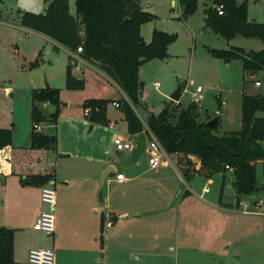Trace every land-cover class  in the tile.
Segmentation results:
<instances>
[{"label": "crops", "instance_id": "crops-1", "mask_svg": "<svg viewBox=\"0 0 264 264\" xmlns=\"http://www.w3.org/2000/svg\"><path fill=\"white\" fill-rule=\"evenodd\" d=\"M47 1L44 11H40L41 14L46 11ZM69 1L71 12L75 15V0ZM142 8L144 9L143 5ZM188 20L187 24H189ZM0 24L6 27L11 26ZM20 24L16 27L36 37L39 41L52 43L57 54L65 52L64 64L66 68L72 56L75 60V62L72 61L74 64L73 74L77 78L84 79L83 75L88 72L94 75L97 78L96 81L101 85V77L108 81L109 97L88 98L87 100L110 101L107 108L110 125L92 124L87 117L82 115L81 111L71 112L67 109L69 104L62 103L56 128L57 150H33L31 149L32 92L36 89L46 88L42 83L43 80L39 83L41 84L39 87H31L38 81L37 77L33 80V69L29 68L31 63L36 60L17 71L19 75H27L30 80L27 122L21 121V111L17 104L20 95H17L16 90L10 85L1 88L5 94L0 97V128L13 129L14 139L12 146L0 150V198L2 200L0 227L16 231L15 257L19 241L17 231L36 233L33 228L34 224L44 210L41 201V187L23 184L27 177L36 175H52L53 181L46 185L53 186L54 184L56 195L58 185H60V195H57L56 232L54 236L49 237L53 240L54 247L52 249L54 250L57 238L60 240L62 236L68 237L74 247L80 251H88L95 260L99 259L104 251L108 254L111 253V248H115L113 252L117 255L124 257L132 254L133 258H135V254L132 252H137L135 250H142L146 256H150L156 248L163 246L172 248L175 246L177 249L182 247L186 251L196 250L198 243L196 231H198L197 225L200 217L196 213L202 208L204 209L205 205L212 209L232 212L233 204L226 203L224 198L226 186L231 178L234 186V176L230 172L227 173L224 185L220 174L209 179L217 177L220 181L219 194L214 202L206 200V195L212 192L208 186H204L202 193H197L192 188L191 183L204 176H196L191 182H187L183 178L177 165L180 159L179 155H170L172 163H165L157 169H152L145 149L136 162L118 167L122 160H132L133 152L117 151L114 145V140L117 137L132 141L135 146L139 140H144L147 144L149 142L147 129L139 135L129 134L121 107L114 105L117 103L121 106L122 101L127 100L124 92L107 74L97 66L85 61L80 54H73L68 48L42 34L24 28ZM143 27L144 25L141 28V34H143ZM243 49L247 52L253 51ZM41 57L39 67L46 64L43 56ZM231 64L228 63L226 66L230 67ZM27 69L30 72H27ZM255 77L252 76L251 79ZM49 79L51 80L50 77ZM50 80L48 82L51 88L63 89L60 85H52ZM141 82L143 81L141 80ZM3 97L6 98V103ZM142 102V111L145 114V117L141 116L142 118H147L151 113L155 114L146 102L145 91H143ZM179 103L181 104L180 101ZM111 104L114 111L111 110ZM199 106L202 108L201 105ZM41 110L44 115L49 116L55 111V107L44 103L41 104ZM219 117L221 125H224L222 115ZM23 125L25 126L23 140H21L19 137H21L20 131ZM40 127L41 131L38 132L45 135L51 136L55 132V126H52L51 122L41 123ZM193 160L197 159L193 158ZM111 167H115V171L110 173L101 184L102 175ZM119 174L124 175L123 181L117 180ZM184 184L188 186L189 190H182ZM33 193H36L37 196L39 194L37 206L29 198ZM243 199L246 198L243 197ZM10 202L13 206L11 209H9ZM197 205L201 207L198 208ZM209 214L213 215V212H209ZM29 217H32L33 223L26 226ZM114 218H116L115 222H113ZM157 235H160L162 239L158 240ZM210 241V239L207 241V245H211ZM101 263L104 264V260Z\"/></svg>", "mask_w": 264, "mask_h": 264}, {"label": "trees", "instance_id": "trees-1", "mask_svg": "<svg viewBox=\"0 0 264 264\" xmlns=\"http://www.w3.org/2000/svg\"><path fill=\"white\" fill-rule=\"evenodd\" d=\"M200 1L179 0L181 18L185 22L197 13ZM203 1L205 6L208 1L212 3L205 9V29L229 42L244 37L258 39L264 44V23L249 21L248 0L243 3L237 0ZM218 6L223 7V15L219 14ZM75 8L74 15L69 0H48L43 14L21 12V25L52 39L73 54L82 48L80 56L107 74L126 95L127 100L122 101L121 109L129 134L139 135L148 128L168 155H179L178 169L187 182L196 176L211 179L220 174L224 185L227 173L232 172L236 207L239 208L243 197L258 190V163H262L264 173V95H249L245 90L250 83L249 78L260 73L264 75V50L247 52L240 47H231L212 52L213 57L225 63L241 61L243 64L240 130L219 135L220 121L215 128L207 126L215 118L221 120L219 115L202 120V115L209 113L195 102L186 108H182L180 103H171L160 114L151 113L144 119L138 113L143 108L145 87L139 80V68L147 62L168 59L169 47L177 41L178 35L154 30L151 41L147 43L142 37L141 28L156 16L143 11L141 0H75ZM40 57L31 63V69L39 67ZM72 61L75 62L71 56L66 68V88L83 91L86 82L74 76ZM60 96L61 92L56 88L33 90L31 149L57 150L56 128L62 105ZM217 102L221 111V99ZM44 103L55 107L49 116L41 110ZM109 104L108 100H86L83 108L91 109L87 119L92 124L109 126ZM50 121L55 126L53 135H45L35 129L36 125ZM13 139V129L0 128V150L12 146ZM193 158L199 161V166L193 162ZM227 166L231 170H227ZM51 181L52 175H36L27 177L23 184L43 187ZM115 221L116 218L113 219ZM15 233V230L0 227V264H22L15 260Z\"/></svg>", "mask_w": 264, "mask_h": 264}, {"label": "rangeland", "instance_id": "rangeland-1", "mask_svg": "<svg viewBox=\"0 0 264 264\" xmlns=\"http://www.w3.org/2000/svg\"><path fill=\"white\" fill-rule=\"evenodd\" d=\"M237 1L243 3L247 0ZM141 2L143 11L156 16V19L144 24L142 36L146 42L151 39L154 30L178 35L177 41L169 47L168 59L147 62L139 68V80L145 83V98L151 110L155 114H160L172 101L171 96L182 87L180 100L182 108L188 107L192 102L201 105L202 110H207L209 113L202 115L204 121L215 118L213 113L222 115L224 125L220 126L219 135L240 130L244 91L242 64L233 61L230 67L226 66L228 63L213 57L212 52L216 49L228 50L232 46L262 51L263 42L244 37H237L235 41L229 42L205 29V9L211 6V1H208L206 6L205 1L199 2L198 11L189 18V24L181 18L182 8L179 0H141ZM45 3L46 0H0V23L11 25L6 27L0 24V97L5 94L1 88L7 85L16 90V94L20 95L17 104L23 122H27L30 80L27 75H19L17 71L22 70L26 65L29 66V63L37 60L39 56H43L46 64L32 70L33 80L37 77L38 81L31 87H39L42 80L45 87L47 85L51 87L48 82L50 77L52 85L63 87V89L57 88L61 92L60 99L63 104H69L67 109L71 112L81 111L85 116V108H82V105L88 98L109 97L108 81L101 77V85L96 81L97 78L88 72L83 75L86 80L84 91H71L64 87L66 74L64 54L66 53L62 51L57 54L52 43L39 41L16 27L20 24L21 12L41 13L40 11H44ZM248 19L250 22L264 23V0H248ZM27 72L30 70L27 69ZM256 81H260L262 87H256ZM249 82L245 89L249 95H264L263 74H258L254 79L249 78ZM199 86L203 89L201 93L197 92ZM200 97L202 99L196 101ZM218 99L223 103L221 111L218 108ZM3 100L6 103V98L3 97ZM172 103L175 105L179 102L172 101ZM113 108L111 104L112 111ZM139 114L145 117L142 108L139 109ZM51 124L53 126L52 122ZM24 126L20 131L21 140H23ZM193 162L199 166V161ZM257 175L258 190L250 196H245L246 199L242 198L239 208L235 204L236 193L231 178L226 186L224 200L228 204H233L232 212L212 209L205 205L204 209L196 213L200 216L196 231L198 239L196 250L186 251L182 247L178 250L175 246L173 248L163 246L156 248L150 256H146L142 250H135L137 252H132L135 254L133 258L132 254L124 257L117 255L113 252L115 248H111V253L104 251L103 255L95 260L88 251H80L74 247L68 237L62 236L60 240L58 238L56 240V264H101L103 260L104 264H264L262 163L257 165ZM191 185L197 193H202L204 186H208L212 192L206 195V200L215 202L220 189V181L217 177L212 180L206 177L197 178ZM182 190L186 191L189 188L184 184ZM38 197L39 194L37 196L36 193L29 197L35 206L38 205ZM1 201L0 198V206ZM9 204L11 209L12 203ZM197 207L201 206L197 205ZM209 212H213V215ZM31 223H33L32 217H29L26 226ZM17 233L19 241L15 258L18 263H28L30 249L54 247L53 240L44 233H28L21 230ZM157 239L162 237L157 235ZM209 239L211 245H207Z\"/></svg>", "mask_w": 264, "mask_h": 264}, {"label": "built area", "instance_id": "built-area-1", "mask_svg": "<svg viewBox=\"0 0 264 264\" xmlns=\"http://www.w3.org/2000/svg\"><path fill=\"white\" fill-rule=\"evenodd\" d=\"M217 10L220 15H223V7L218 6ZM83 49L78 48L76 54H82ZM255 86L260 88L262 83L260 81L255 82ZM202 87L197 88V92H202ZM202 98L200 97V101ZM116 107H121L119 104H114ZM85 117H90L91 109L85 108L84 110ZM35 129L41 131L40 125H36ZM147 135L149 137V142L147 144V154L149 165L152 169H157L165 163H172L170 155H168L159 142L158 138L148 129ZM114 145L117 151L119 152H133L135 145L132 141H127L121 137H117L114 140ZM227 170H231L229 166L226 167ZM118 181L124 180V175H117ZM41 201L44 205V210L38 217L36 223L34 224V230L36 232H41L47 235L48 237L54 236L56 232V208H57V195L55 188L52 185H45L41 187ZM29 264H56V252L52 248H38L32 249L28 255Z\"/></svg>", "mask_w": 264, "mask_h": 264}, {"label": "water", "instance_id": "water-1", "mask_svg": "<svg viewBox=\"0 0 264 264\" xmlns=\"http://www.w3.org/2000/svg\"><path fill=\"white\" fill-rule=\"evenodd\" d=\"M46 88H49V86L47 85ZM181 93H182V87H179L178 90L171 96V100L175 103H178L180 101V97H181ZM219 119L215 118L211 121H209L207 123V126L209 128H215L218 124ZM147 148V143L144 140H139L136 143L135 149L133 150V156H132V160H122L121 163L118 165V167H121L122 165H127L130 164L131 162H136L140 155H142L145 151V149ZM115 167H111L109 168L103 175L101 178V184L104 183V180L106 179V177L115 171Z\"/></svg>", "mask_w": 264, "mask_h": 264}]
</instances>
